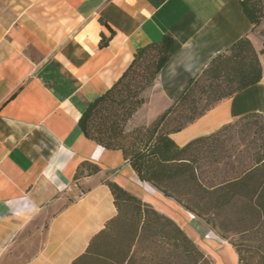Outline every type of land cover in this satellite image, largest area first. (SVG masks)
<instances>
[{"label":"crops","instance_id":"1","mask_svg":"<svg viewBox=\"0 0 264 264\" xmlns=\"http://www.w3.org/2000/svg\"><path fill=\"white\" fill-rule=\"evenodd\" d=\"M241 1L0 0V264H71L116 216L106 181L173 220L181 207L140 182L120 151L86 139L78 120L137 49L165 36L170 60L129 125H143L148 108L162 113L243 37L258 53L260 82L171 139L182 147L247 113L264 115V20L253 30Z\"/></svg>","mask_w":264,"mask_h":264},{"label":"trees","instance_id":"2","mask_svg":"<svg viewBox=\"0 0 264 264\" xmlns=\"http://www.w3.org/2000/svg\"><path fill=\"white\" fill-rule=\"evenodd\" d=\"M240 5L257 29L264 20L262 1ZM260 35L264 40V28ZM172 43L165 36L137 49L118 80L88 103L79 129L105 150L120 151L140 182L227 241L237 264H264V115L247 113L182 147L171 139L222 100L258 84V53L247 37L237 40L190 78L149 124L128 130L145 104L144 92L170 60ZM105 184L116 216L71 264H213L172 219L116 183Z\"/></svg>","mask_w":264,"mask_h":264},{"label":"rangeland","instance_id":"3","mask_svg":"<svg viewBox=\"0 0 264 264\" xmlns=\"http://www.w3.org/2000/svg\"><path fill=\"white\" fill-rule=\"evenodd\" d=\"M155 112L154 109L148 108L145 113L146 115H143V124H149L157 116L158 113ZM136 126L138 125L132 126L128 123L127 129L130 130ZM171 215L173 220L185 231L187 236L213 262V264H237L236 255L228 242L220 239L204 224V222L188 212L185 213L182 208L176 210ZM11 264H18V262L14 261Z\"/></svg>","mask_w":264,"mask_h":264}]
</instances>
